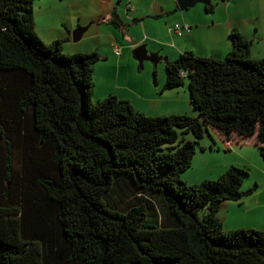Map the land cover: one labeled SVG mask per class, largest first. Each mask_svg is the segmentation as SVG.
<instances>
[{
    "label": "trees",
    "instance_id": "16d2710c",
    "mask_svg": "<svg viewBox=\"0 0 264 264\" xmlns=\"http://www.w3.org/2000/svg\"><path fill=\"white\" fill-rule=\"evenodd\" d=\"M34 1L0 0V264H264V229L216 216L249 192L248 169L181 178L210 128L264 158V57L237 28L223 57L182 52L163 88L186 79L197 116L149 115L114 93L94 101L101 54L44 42Z\"/></svg>",
    "mask_w": 264,
    "mask_h": 264
},
{
    "label": "crops",
    "instance_id": "0c3cea01",
    "mask_svg": "<svg viewBox=\"0 0 264 264\" xmlns=\"http://www.w3.org/2000/svg\"><path fill=\"white\" fill-rule=\"evenodd\" d=\"M224 1L220 5V8H223L225 12L224 18L221 17L218 21L210 20V25L217 23L225 36L227 34L230 36L233 28H237L246 39L250 37L247 33H252L250 32L252 27H255L254 33H258L260 29L264 33V0H241L237 3L235 0ZM114 2L115 0H35L33 14L36 31L46 43H51L56 39L63 41L65 39L69 42L70 37L67 33H72L76 27L90 26L114 17L116 14V10L113 8ZM126 8L135 18L138 17V8L132 6L130 0L127 2ZM160 9L161 12L158 15H167L171 8L160 4ZM148 11L150 10L146 8L139 16L144 17V13H148ZM261 22L263 23L262 27ZM197 27L199 25L192 24V28L189 26L191 28L189 34L193 33V37H195ZM255 37L253 36V38ZM227 40L225 38L223 46L218 47L219 55H226L231 49V41ZM248 40L251 42L253 39ZM151 47L152 51L159 52L158 49H161L154 44ZM69 48L71 47L69 46ZM165 60L168 61V59ZM165 80L158 81L154 78V83L150 79H145L144 82L138 81L139 83L120 87L122 93L117 92L116 95L128 99L136 109L149 115H170L185 112L192 114L191 108L195 109V107L189 103L190 101H187L190 98L187 80L185 79L183 85L169 89L163 88ZM141 84L142 87H139ZM213 130L225 144L224 154L230 153L231 157L220 158L222 148L213 136H210L212 141L201 144L204 148H197L193 156L195 157L199 149L201 158L196 155L195 159H192L191 166L183 171L186 173L182 172L184 175L181 174V178L187 183L195 184L205 179L218 177L232 165L247 168L248 174L244 177L242 188L249 192L237 200H224L217 210L216 216L226 230L264 229V158L261 156L257 144L254 139L237 142L238 136L236 135L231 138H223L216 129ZM205 152L216 154V156L207 158L202 155ZM202 161H204V166Z\"/></svg>",
    "mask_w": 264,
    "mask_h": 264
},
{
    "label": "rangeland",
    "instance_id": "374dc122",
    "mask_svg": "<svg viewBox=\"0 0 264 264\" xmlns=\"http://www.w3.org/2000/svg\"><path fill=\"white\" fill-rule=\"evenodd\" d=\"M128 1L115 0L113 5L116 14L122 21L120 26H116L110 21L111 18H107L100 23L88 26L89 28L84 31L78 41L73 39L74 30L72 33H67L69 36L63 35L70 37L69 42L65 41V39L63 41L65 53L88 52L97 49L102 56L94 67V101L112 93L121 94L122 90L120 87H127L138 81L144 82L145 79H150L154 83V78L158 81L166 79L165 59L167 58L168 61L174 60L184 51H192L200 56H213L216 58L225 56L219 55L218 47L223 46L225 38L226 41H228L227 39L231 41V38L228 36L229 34L224 35L222 28L217 23L210 25L209 22L210 20L213 21V19L218 21L219 18H224L225 12L223 8H220V5L225 2L224 0H212L213 12H207L206 4L201 0L195 1L185 9L180 7V0H130L132 6L138 8V17L136 18L131 14V11H127L126 5ZM237 2H241V0H235V3ZM160 4L171 8L167 15H158L161 12ZM146 8L150 11L144 13V17L139 16L142 15L143 10ZM176 22L183 29L181 33L174 30ZM192 24L199 25L195 37H193V33L189 34ZM262 25L263 23L261 22V27ZM254 28L252 27L250 30L252 33H247L250 36L248 39H253L250 42L251 53L256 57H264V33L261 29L258 33H254ZM253 36L256 37L253 38ZM126 44L128 46H125ZM141 44L145 45L149 54L156 53L161 60L155 62L152 59H146L141 66L134 54V49ZM153 44L161 48L158 49L159 52L151 50ZM115 49H119L118 54ZM139 87H142V84ZM190 99H187L188 102L190 101L189 103H191ZM191 105L193 104L191 103ZM191 111H193L192 114L185 113L197 116V108H191ZM210 131L211 136L222 148L220 158L231 157L230 155L232 154L230 153L224 154L225 144L218 138L213 128H210ZM182 136L186 139H193L191 132L183 135L179 134L180 138ZM203 137L199 141L202 145L212 141L207 132H205ZM199 151L198 149L196 155L201 158ZM202 155L207 158L216 156V154H207L206 152ZM195 157L193 158L195 159ZM202 165H205L204 161H202ZM183 173L182 175L186 172ZM182 180L185 181L184 179Z\"/></svg>",
    "mask_w": 264,
    "mask_h": 264
},
{
    "label": "water",
    "instance_id": "95a60500",
    "mask_svg": "<svg viewBox=\"0 0 264 264\" xmlns=\"http://www.w3.org/2000/svg\"><path fill=\"white\" fill-rule=\"evenodd\" d=\"M195 1L197 0H180L179 4L182 9L188 8L191 6ZM203 1L206 5L211 3V0H201ZM89 25L85 26H78L74 31H73V39L74 40H79L84 33V31L88 28ZM134 54L135 57L139 60L140 65H143V61L146 59H152L155 62L159 60V57L156 53H148L147 49L145 48V45H139L134 49ZM167 59V58H166Z\"/></svg>",
    "mask_w": 264,
    "mask_h": 264
},
{
    "label": "built area",
    "instance_id": "2783aa9c",
    "mask_svg": "<svg viewBox=\"0 0 264 264\" xmlns=\"http://www.w3.org/2000/svg\"><path fill=\"white\" fill-rule=\"evenodd\" d=\"M174 30L178 33H181L183 29L179 23H176V24H174ZM115 52L118 54L119 49H115Z\"/></svg>",
    "mask_w": 264,
    "mask_h": 264
}]
</instances>
